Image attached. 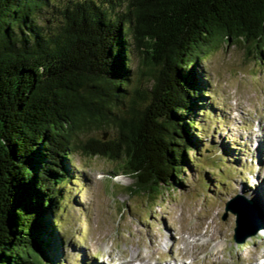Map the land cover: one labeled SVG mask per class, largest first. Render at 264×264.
Here are the masks:
<instances>
[{"label":"trees","instance_id":"16d2710c","mask_svg":"<svg viewBox=\"0 0 264 264\" xmlns=\"http://www.w3.org/2000/svg\"><path fill=\"white\" fill-rule=\"evenodd\" d=\"M224 40L264 47V0H0V264H55L79 149L119 161L133 195L176 185L197 65Z\"/></svg>","mask_w":264,"mask_h":264},{"label":"rangeland","instance_id":"374dc122","mask_svg":"<svg viewBox=\"0 0 264 264\" xmlns=\"http://www.w3.org/2000/svg\"><path fill=\"white\" fill-rule=\"evenodd\" d=\"M197 70L203 91L193 116L196 144L179 182L162 186L156 200L129 193L133 177L119 161L80 149L70 155L71 181L54 215L61 243L55 264H247L263 254L264 210L256 190L264 183V47L220 41ZM112 134L90 129L82 139ZM237 195L261 216L259 229L241 242L234 239L235 215L225 210ZM250 221L238 238L257 225Z\"/></svg>","mask_w":264,"mask_h":264},{"label":"bare ground","instance_id":"6f19581e","mask_svg":"<svg viewBox=\"0 0 264 264\" xmlns=\"http://www.w3.org/2000/svg\"><path fill=\"white\" fill-rule=\"evenodd\" d=\"M251 138L252 139H254L255 141H256V147L259 145V141H258V138H259V136H251ZM251 138H250V140H251ZM262 148V147H261ZM261 184H264V183H260L259 185H258V190H256V192L259 194V197H258V199H259V201L257 200V203H258V205H259V203H260V205H262L261 207L263 208V210H264V195L261 193ZM262 194V195H261ZM256 197V196H255ZM251 203V202H250ZM262 203V204H261ZM259 205V206H260ZM248 207V206H247ZM253 208V209H252ZM252 208L249 210V212L247 213V223L251 220V219H255V220H257V225L255 226V227H253V228H251V230H250V232L251 231H254V233L256 232V230L257 229H259L258 227H260L259 225H261L260 223V221H261V216H260V212L258 211V209L256 208V206H254L253 204H252ZM261 210V209H260ZM263 216H264V214H263ZM251 222V221H250ZM249 222V223H250ZM264 222V221H263ZM240 226H242V225H240ZM240 226L238 227V230H239V232H238V234L241 232V230H242V227L240 228ZM261 228H264V225H263V227H261ZM198 243V242H197ZM193 246V245H192ZM260 254V255H259ZM149 257H151V256H149ZM144 260V259H143ZM113 261V260H112ZM145 261H147L146 260V258H145ZM148 262V261H147ZM158 262V261H157ZM222 262V261H221ZM218 263V264H225L224 262H222V263ZM123 263H125V264H134V261H129V260H125V261H118V262H116V263H112V264H123ZM159 264H164V263H160V262H158ZM158 263H155V264H158ZM165 263H167V264H176V262H175V259H171V261H167V262H165ZM192 263H194V262H192ZM182 264H187V263H182ZM190 264V263H189ZM195 264V263H194ZM217 264V263H216ZM247 264H264V251H263V254L261 255V253H258L254 258H253V261H251V262H249V263H247Z\"/></svg>","mask_w":264,"mask_h":264},{"label":"water","instance_id":"95a60500","mask_svg":"<svg viewBox=\"0 0 264 264\" xmlns=\"http://www.w3.org/2000/svg\"><path fill=\"white\" fill-rule=\"evenodd\" d=\"M240 201H243L238 195L232 197L229 202L226 203L225 210L231 211L235 215V228H234V239L237 242H241L244 240L246 236L252 235L254 231H251L247 233L242 238H238V227L240 225H243L247 220V213L251 208L247 207V205H244L240 203ZM244 202V201H243ZM233 204V205H231Z\"/></svg>","mask_w":264,"mask_h":264}]
</instances>
